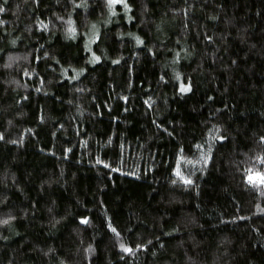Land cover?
Returning a JSON list of instances; mask_svg holds the SVG:
<instances>
[{"label":"trees","instance_id":"16d2710c","mask_svg":"<svg viewBox=\"0 0 264 264\" xmlns=\"http://www.w3.org/2000/svg\"><path fill=\"white\" fill-rule=\"evenodd\" d=\"M84 2L0 0V264H264V0Z\"/></svg>","mask_w":264,"mask_h":264},{"label":"snow or ice","instance_id":"6c2138e0","mask_svg":"<svg viewBox=\"0 0 264 264\" xmlns=\"http://www.w3.org/2000/svg\"><path fill=\"white\" fill-rule=\"evenodd\" d=\"M6 2V0H5ZM38 2V0H37ZM106 5L109 9V12L111 15H116L117 13L114 11V6L116 5H122L123 6V9L125 10V12H128V11H131L130 9V6L128 5L127 3V0H106ZM86 6V0L84 3H81V4H75V7L79 8V7H85ZM5 9L3 7H0V12H3ZM58 19H61V18H58ZM43 23V22H41ZM69 27L67 29V31L70 33V34H74L76 29L72 26L73 25V21L71 19H69L67 21ZM43 27L45 28V30L47 29V25H43ZM95 26H93L94 28ZM208 40H211L212 37H207ZM138 42L139 43H143V41H139V38H137ZM87 51H91V49H87ZM179 55V54H177ZM92 56H93V59L95 61H98L100 59L99 56H96L95 53H92ZM119 61H113V63H118ZM57 63H59V61H57ZM65 72H67V69H65ZM163 79V78H162ZM177 79H179V74H177ZM191 90V85L190 83L188 84V86H185L184 84H181L180 85V91L181 92H187V91H190ZM217 132L219 131L218 129L216 130ZM213 139L215 140H218V141H223L225 139L224 136L222 135H219V136H214L212 137ZM3 139V135L0 134V140ZM260 140L262 143H264V136H261L260 137ZM110 142V141H109ZM12 143H16V141H12ZM202 147L201 145H197V148H200ZM182 151V149H181ZM209 151H211V149H209ZM201 159L204 161L205 164L208 163V160L210 159V156L206 157L204 154L201 155ZM255 161L256 163L262 168L264 169V155H257L255 157ZM97 163H101V164H104V167L108 168L110 167L108 164L104 163V161L100 160V159H97ZM189 163H191V161H189ZM114 171L116 169H113ZM175 175L178 176L184 184L186 185H191L193 184V181L189 178H186L182 172L180 171L179 167H177L175 169ZM246 180L248 181V183L250 185H252L253 187H256L258 185H264V171H256L255 168H248L246 169V176H245ZM173 183H176V181H172ZM0 223H3L5 225H7L9 223V220H3V221H0ZM80 223L82 224H88L89 223V220L88 218L86 217H82L80 218ZM108 228L109 230L115 234L117 237L120 236V233L119 231L117 230L116 227H114L111 223V221L109 220L108 222ZM149 243H151V241H149ZM121 249L124 251V252H128V253H131L133 250L132 248L130 247H127L125 246L124 244H121L120 245ZM142 247V245H137V248H140ZM89 250H91V246H89Z\"/></svg>","mask_w":264,"mask_h":264}]
</instances>
